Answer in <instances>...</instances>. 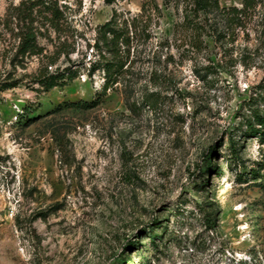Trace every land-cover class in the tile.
I'll use <instances>...</instances> for the list:
<instances>
[{"label":"rangeland","instance_id":"1","mask_svg":"<svg viewBox=\"0 0 264 264\" xmlns=\"http://www.w3.org/2000/svg\"><path fill=\"white\" fill-rule=\"evenodd\" d=\"M58 1L60 29L39 37L51 59L17 56L0 24V264H264V140L247 133L264 110V0L220 37L193 35L172 0ZM116 10L139 34L104 96L89 44ZM43 60L78 76L46 92Z\"/></svg>","mask_w":264,"mask_h":264},{"label":"trees","instance_id":"2","mask_svg":"<svg viewBox=\"0 0 264 264\" xmlns=\"http://www.w3.org/2000/svg\"><path fill=\"white\" fill-rule=\"evenodd\" d=\"M11 1L6 17L3 19L0 16V24L13 26V31L16 32L19 39L16 55L43 56L45 59H51L49 56H44V49L40 46L39 37L44 35L43 30L48 29L49 26L60 29L64 13L59 1L21 0L19 4H15L14 0ZM172 1L178 8L182 7L183 26L193 31V35L200 34L214 25L217 28L218 37L223 35L226 30L243 26L247 12L257 5L256 0H243L242 7L229 8L222 6L221 0ZM216 18H221V22L217 23ZM137 22L138 17L121 19L116 10L112 18L98 28L94 42L89 44L92 53L97 57L91 61L90 74L93 75L98 71L104 73L105 81L102 87L104 96L121 82L131 68L133 40L139 34ZM60 47L67 49L65 42H60ZM66 53L70 54L69 51ZM54 63L55 60L48 63L43 60L40 73L34 80L46 92L60 85H67L78 76V71L72 67L51 72L49 67ZM100 98L93 103L80 101L72 103L71 106L91 108L101 101ZM247 122L249 124L247 133L264 140V110L259 106H252L251 115ZM151 237L156 239L155 236Z\"/></svg>","mask_w":264,"mask_h":264}]
</instances>
